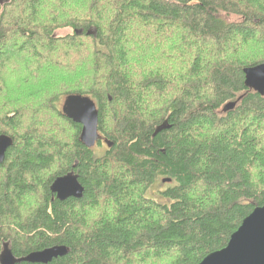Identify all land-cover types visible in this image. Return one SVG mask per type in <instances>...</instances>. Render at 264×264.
<instances>
[{
	"label": "trees",
	"instance_id": "1",
	"mask_svg": "<svg viewBox=\"0 0 264 264\" xmlns=\"http://www.w3.org/2000/svg\"><path fill=\"white\" fill-rule=\"evenodd\" d=\"M263 63L264 0L0 7V136L12 139L0 253L9 243L17 257L67 249L49 264H199L225 248L264 205V96L243 74ZM70 95L96 104L102 154L63 114ZM69 173L83 197L58 201L50 187Z\"/></svg>",
	"mask_w": 264,
	"mask_h": 264
},
{
	"label": "water",
	"instance_id": "2",
	"mask_svg": "<svg viewBox=\"0 0 264 264\" xmlns=\"http://www.w3.org/2000/svg\"><path fill=\"white\" fill-rule=\"evenodd\" d=\"M10 0H0L3 8ZM244 85L260 96H264V63L243 69ZM234 103L226 106L233 109ZM63 114L81 126L80 141L88 149L100 140L98 135V110L96 104L88 97L80 95L67 96L62 105ZM167 122L157 127L154 135L168 129ZM12 146V139L0 136V165L7 150ZM169 182L164 180L163 183ZM53 198L65 201L69 198L81 199L84 188L73 173L57 178L50 187ZM65 247H53L34 252L20 262L30 264H47L67 254ZM12 258L6 256L1 264H12ZM199 264H264V205L243 220L237 231L231 235L226 247L205 257Z\"/></svg>",
	"mask_w": 264,
	"mask_h": 264
},
{
	"label": "flooded vegetation",
	"instance_id": "3",
	"mask_svg": "<svg viewBox=\"0 0 264 264\" xmlns=\"http://www.w3.org/2000/svg\"><path fill=\"white\" fill-rule=\"evenodd\" d=\"M63 101H64V99H63ZM96 148H97V142L95 143L94 147L91 148V149H94L95 150ZM32 253H34V252H32ZM30 254L31 253H29L28 255H30ZM28 255L22 256V257L15 256L14 253L12 252V249L9 247V243H7V244H4L3 245L2 251L0 253V264L3 262V260H4V258L6 256H10L12 258V261H13L12 264H21L23 262H20L19 263V261L25 259ZM47 264H49V263H47Z\"/></svg>",
	"mask_w": 264,
	"mask_h": 264
},
{
	"label": "rangeland",
	"instance_id": "4",
	"mask_svg": "<svg viewBox=\"0 0 264 264\" xmlns=\"http://www.w3.org/2000/svg\"><path fill=\"white\" fill-rule=\"evenodd\" d=\"M226 20H227V19H226ZM228 20L231 21V20H234V18H229ZM228 20H227V21H228ZM69 33H70V30H69V29H63V30L57 32V34L60 35V36H65V35H67V34H69ZM19 64H23V63H22V62H19L18 65L15 67V69H18V68H19ZM48 81H49L50 84L54 83L53 85L58 84V83H56L57 81H56L54 78H50V79L48 78ZM19 86H20V84H19ZM22 88H23V87H21L20 90H22ZM16 89H18V88H16ZM20 94H21V93H20ZM29 101H30V100H27V101H25V102L28 104ZM61 105H62V101H61V102L59 103V105H58L60 109H61ZM104 150H105V148H101V149L96 148V149H95V152H96L97 154H102V153L104 152Z\"/></svg>",
	"mask_w": 264,
	"mask_h": 264
}]
</instances>
